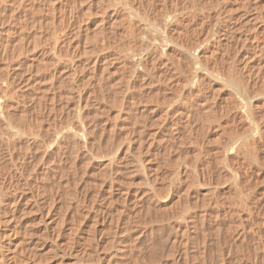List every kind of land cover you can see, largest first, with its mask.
Listing matches in <instances>:
<instances>
[{
	"label": "rangeland",
	"instance_id": "obj_1",
	"mask_svg": "<svg viewBox=\"0 0 264 264\" xmlns=\"http://www.w3.org/2000/svg\"><path fill=\"white\" fill-rule=\"evenodd\" d=\"M107 1L108 0H0V82H2L0 83V86L2 84V90L0 88V99L2 102L0 101V103L3 104L6 102L4 104L5 114H9L10 117H8H12L11 119H14H10L11 123L13 121L16 123L15 124L13 122L14 126H19L18 131L16 130V127L0 124V182H3V184L8 183L5 184L8 186L13 184L12 186H14L15 189L17 186L19 187L21 185H25L23 188L19 187L24 191L17 187L22 193H20L18 189L15 190L14 188H11L10 190V187L12 186L8 187L9 194L11 193L12 197L13 190L14 192L16 191L20 193H15L18 197L13 193V198H18L15 200L16 203L19 202L20 204L18 203L16 205L15 201L13 200L10 202L12 203L11 206L9 205L10 203L5 205L7 208L0 204V209L3 207L0 210V222H2V224H0V229L4 228L5 232L7 233L10 232V228L16 225V227L19 229L22 228L26 231H33V233L29 231V235L33 236L35 239L29 236L31 240L30 241L27 237L28 231L26 232L24 230L25 232L23 233L22 229H20L21 231L19 230L22 235L26 233L23 235V239L25 238L24 236L27 235V241L29 240V242L25 241L26 244L23 243V245L27 246L30 244V246H27L29 249L27 247V249H25V246L23 247V251L26 250L24 253H27V255L24 254L25 257L23 258L25 260L24 262L21 261L20 264H28V262L29 264H56L58 261H60L59 264L72 263L71 261L76 260L74 259L75 256H73L75 254V251L73 250L72 252L69 251V253H71V255L69 254L70 256L66 254L64 256V254H60L59 251L57 252L58 254L54 251L48 253V249L49 247L52 249L54 241H59V243H61L64 240L67 242L66 235L68 236L69 240H71L70 238L72 234V239H74L73 241L76 242L71 240L69 243L67 242V245L71 242L74 244L82 243V248H86L88 252L91 253L93 250H95L94 252L98 253L102 257V264H106V261H108L107 264H144L145 261V264H264V187L262 186L264 185V63L262 62L264 61V58L263 56L261 57V52L262 55H264V19H262L264 18V0H190V2L189 0H173L177 2L181 1L179 4L181 6L183 5L182 7L187 6L188 8L187 4H189V8L193 6L189 10L195 9L193 13H184V16L182 14L183 17L180 15V23L175 24L171 26L170 29H168L169 36H172V38L175 36L173 39L178 37L176 39L179 41L185 40L184 42H189L190 39H192V37L198 33L199 35L197 34V36H200V38L202 37V39L206 41L205 42L201 39L200 42L202 45H205L207 42L208 44L211 42L210 50L207 51L204 55L205 57L203 56L201 59L202 66H209H205L207 69L213 70L215 67V69L221 68L223 70L236 73L237 76L242 78L244 81L248 77L251 78H248L245 82L247 85L249 84V87H246L253 96L251 98L254 104V106H252V116H254L255 119H253L254 117H243L239 119L237 118V115L234 116L231 110L228 109L230 108L229 102L227 103L229 96L226 95V97L224 94L225 90L219 89V86L217 87L215 84H212V82H206L201 88L202 91H197V95L195 92L190 94L187 91H183L184 72L182 71H185L186 68L183 67L186 66L184 63H182V60L177 53H173L172 55H168L163 58L159 57L157 53L153 52L151 54L153 57L150 56L149 58V60L151 59L150 62L152 64L148 60V69L146 71L148 74L144 73V76L142 74L143 77L139 74L138 78L136 79V76L133 74L131 75L130 72L127 71L125 68V63L121 62L116 54L120 52L124 46L128 45V43L134 46L136 45L137 47L140 46L139 44L143 39L150 40V37H152L149 36L150 34L153 35V38L155 37V40L157 41L163 40L161 36L164 37V35L163 32L160 31L161 29L158 26V21L159 18H161L164 14V7L169 5L170 1L166 0L168 4H165L163 7L160 3L164 1L162 3L164 5V3H166L165 0H129L134 9L137 7L139 9L146 8L148 12H151L150 16L153 20L156 19L154 24L158 26L157 27L155 25V27H153L156 29V32L155 29L153 30L150 25H148L149 22L142 21L137 18L130 19L128 10L123 6V0ZM198 3L204 4L200 5ZM216 3L217 5H215ZM201 11L202 14L200 13ZM254 15L256 17L258 15L259 16L256 18ZM185 16L187 17L185 18ZM252 16H254L256 19L251 18ZM208 18L209 20H207ZM117 19H120V22ZM228 19L230 21H228ZM187 24H189V26ZM131 25L133 27H131ZM142 25L145 27H142ZM195 25L197 26L195 27ZM200 25L202 26L200 27ZM226 28L228 32L226 31ZM210 29L213 31L211 30V32ZM239 29H241V32ZM129 30L133 35L130 34ZM151 30H153L155 33L158 32V34L155 35L153 34L154 32L149 34ZM146 31H149L148 36ZM225 31L226 34L224 33ZM254 31L255 33H253ZM250 33L253 34L251 35ZM203 34L208 37L204 39L202 36ZM254 34H256L257 37ZM211 35H213V38ZM224 35L225 37H223ZM253 37L254 39H252ZM211 38L213 40H211ZM215 38L221 42H216L214 40ZM240 38L243 39V41ZM257 38L259 39L257 41H259V44L261 47H263V51L261 48L260 51L258 50L260 53H258L257 50L254 51L252 48L254 47L253 45H255L254 49H258L260 47L257 41L256 43L254 42ZM152 40L154 39H151V41ZM242 42L244 43L243 45ZM213 44H220L221 48L217 45L215 47ZM256 44H258V48ZM118 47H121V49H118ZM211 49H213V53L211 52ZM216 49L220 52L217 53ZM222 51H225L226 53H223ZM136 52L137 54H142L145 51L141 48ZM254 53H257L258 56ZM172 57L175 58L173 59ZM221 59H223L222 62ZM229 60H231V63ZM229 66L230 68H228ZM128 74L130 76L127 78ZM158 78H160L162 82ZM150 81L153 82L151 83ZM125 85L126 87H123ZM3 89L4 92L2 93ZM214 89H219L220 91L218 90L217 92V90L214 91ZM206 90H208L209 93ZM174 96L176 98H174ZM186 96H189L188 99ZM215 96L216 98H214L213 101L212 98ZM184 98H186V100ZM3 100L6 101L3 102ZM218 108L221 109V112ZM224 110H228L226 114H224ZM257 113L260 114L258 115ZM186 114H188V116ZM258 116H260V118ZM219 117H222V119ZM216 118L218 120H215ZM254 120L256 121V124ZM216 123L219 125L217 126ZM238 125H241V127ZM251 125L257 129V132L254 130L248 136L247 144L245 145L246 148L244 146L240 149L233 148V150H231L234 154L232 152H230V154H226L221 147L222 143L225 141L230 142L231 139L233 140L234 138H238L239 134H243L245 131H248V128ZM83 126L87 129L85 130L83 139L79 140L73 134L77 131L78 133L82 132L81 134H83L84 131H82V129H85ZM237 129L240 133L237 131ZM237 132L239 133L238 135ZM259 132L261 133L258 135ZM48 135H50V137ZM44 136L45 138L47 137V140L49 138L50 140L47 142ZM57 137L59 138L57 139ZM60 137L61 140L63 139L62 141L60 140ZM222 138L224 140H222ZM51 139L53 141H51ZM42 140H46V142L43 143ZM252 143L255 145H252ZM2 148L4 150L6 148L7 149L4 151ZM34 148H36V150ZM235 149L239 150L236 151ZM243 151L246 153H241ZM250 151H252V153ZM258 151L259 153L257 154ZM249 152L252 154V156L249 154ZM256 154L258 156H256ZM26 161L27 163H25ZM2 170L5 172H2ZM12 170L16 172L14 173ZM9 173H14V175ZM248 174L249 176L251 175L250 178ZM15 175L16 179H14ZM12 178L15 181L11 180ZM17 179L18 181H16ZM9 181H12V183H9ZM19 181L20 183L22 182L21 185H19ZM17 182L18 184L16 185ZM250 182H253V184H250ZM192 183H194V185ZM36 185L37 187H35ZM253 185H255V188H253ZM111 186L113 188H111ZM34 189L36 190L35 194ZM31 190L34 191L31 192ZM39 192L41 194H39ZM37 193L39 194V197ZM29 195H31V197ZM57 198L59 199L57 200ZM236 201L237 204L235 203ZM26 202L27 205L24 204ZM13 203H15V205ZM13 205L14 208H11ZM29 205L31 206L29 207ZM40 207L43 208L41 209ZM168 207L171 208V211H169ZM30 209L32 211H30ZM26 210H29L30 212H26ZM61 210L63 212H61ZM174 210L176 212L178 210V212L176 213ZM232 210H234V212ZM138 211L140 213H138ZM230 211L232 212L229 213ZM8 213H14L16 216H13V214L9 217ZM61 213L65 219L61 218ZM83 213H86L87 216L85 214V216H83ZM174 214L177 215L175 216ZM246 214L248 215V218ZM3 216L6 218H11V220H9L11 221V224L7 219L2 218ZM12 216L13 220H18L17 222L19 224H16L14 222L15 220H12ZM110 216H114V219L112 218V222L110 220ZM66 217L68 218L67 222ZM137 218L145 224H143ZM2 219H4V221H1ZM106 219H109L110 221H107ZM60 221L62 223H59L57 226L58 222ZM115 222L118 224H114ZM138 222L140 223L137 224ZM74 223L76 225L79 224L77 226L78 231L72 230L74 228L71 227V225L76 227ZM109 223L112 226H109ZM20 224L22 226H20ZM26 224L28 225L26 226ZM113 225L115 228H113ZM161 227L163 228L161 229ZM87 228L91 231H88ZM52 229L54 230L52 231ZM150 229H153V232ZM106 231L108 236L105 234ZM55 232L58 234H55ZM38 233L40 234L37 235ZM92 234H94V237L91 236ZM112 234L113 236H110ZM167 234L169 236H167ZM39 236L40 238H38ZM81 236H83L82 238L86 237L87 241H89L88 238L90 237H93L94 239L91 240L90 238L89 242L91 244L89 242L88 244L86 239H84V241L83 239H80ZM253 238H255V242L253 241ZM36 239L37 241H35V244L33 243V240ZM160 239L163 240L161 241ZM128 240L131 242V244ZM79 241L81 242L79 243ZM108 241L111 242L107 243ZM63 242L61 243V246ZM181 242H183V245ZM92 243L93 245H96L94 249L93 247L91 249V246H93ZM33 244L35 245L32 246ZM83 244H86V247ZM105 244L106 246H103ZM107 244L110 246H107ZM87 245L91 246L88 247ZM159 245L162 247H159ZM9 247L13 248L12 245H9ZM137 247L140 248L138 249ZM53 248H55V246ZM153 251L156 253L155 255H153ZM42 252L45 254H42ZM52 253H55L57 256L55 254L53 255ZM48 254H52V257H49ZM44 255H47L48 257H44ZM59 257L61 260H58ZM136 257L138 260L141 259V257L143 259L138 261ZM153 257H155L156 260ZM28 259L31 260L29 261ZM39 259L41 260L40 262ZM117 260L120 262L118 263ZM74 262L73 264L77 263Z\"/></svg>",
	"mask_w": 264,
	"mask_h": 264
},
{
	"label": "bare ground",
	"instance_id": "obj_2",
	"mask_svg": "<svg viewBox=\"0 0 264 264\" xmlns=\"http://www.w3.org/2000/svg\"><path fill=\"white\" fill-rule=\"evenodd\" d=\"M74 1V0H73ZM77 1V0H76ZM109 1V0H108ZM107 1V2H108ZM112 1V0H111ZM119 1V0H118ZM170 1V3H169V5H166L165 6V4H168V2H166V0H165V2L166 3H164V5L162 4L163 2H161L160 4L164 7V9H165V11H164V9H163V15H162V17L161 18H159V28L161 29L160 31L161 32H163V35H164V37L163 36H161L162 38H163V40H161V41H157V40H155V37L153 38V35H151L150 33H153L154 31V29L155 28H153V27H155V25L156 24H154L156 21V19L155 20H153L152 18H151V12H148V10H146V8L145 9H139L137 6V8L136 9H134V7H133V5L131 4V2H129V0H123L122 1V3H123V6L128 10V15H129V18L130 19H133V18H137V19H139V20H142V21H146V22H149V24L148 25H150V27L153 29V30H151V32H149V34H148V32H147V36L149 35V36H152V37H150V40L149 39H147V40H145V39H143L142 40V42L139 44L140 46H134V45H132V44H130V43H128V45H126V43H125V45L126 46H124L123 48H122V50L120 51V52H118L116 55L118 56V58H119V60L121 61V62H123V63H125V65H126V69H127V71L128 72H130V74L132 75H134V76H136V79L138 78V75L140 74V76H142V74H143V76H144V73H147L146 71H147V67H148V60H149V58H150V56H151V54L154 52V53H157V55L159 56V57H166V56H170V55H172L173 53H177L179 56H180V58H181V60H182V63H184V65L186 66V67H183V68H186L185 69V71L183 70L182 72H184V74H183V76H184V78H183V76H182V73H181V76H182V78H183V91H187L188 93H194L195 92V94L197 93V91L198 90H201V88L205 85V83L206 82H212V84H215L217 87L219 86V89H221V90H225V92H224V94H225V96L227 95V96H229V100H227V103L229 102V106H230V108H228V109H230L231 110V112H232V114L235 116V115H237V118H239V119H241V118H243V117H245V118H253L254 116H252V106H254V104H253V102H252V100H251V98L253 97L252 96V94L250 93V91H249V89L246 87V86H248L247 84H246V80L249 78L248 76V78L247 79H245V81L242 79V78H240V77H238L237 76V74L236 73H233V72H229V71H227V70H223V69H221V68H217V69H213V70H210V69H207L206 67H209L208 65L205 67V66H202V63H201V59H202V57L205 55V53L207 52V51H209L210 50V48H211V42L208 44V42L207 43H205V45H202V43L200 42V40L202 39V37L200 38V36H197V34L195 35V36H193L192 37V39H190V41L189 42H184V41H182V40H180V41H182V42H180L178 39H176V38H178V37H176L175 39H173L172 38V36L170 37L169 36V34H168V29H170L171 28V26H173V25H175V24H178V23H180V17L182 16V14H183V16H184V13H188V12H190V13H193V11H194V9L193 10H189L191 7H193V6H191L190 8H189V4H187L188 5V8H187V6H185V7H182L180 4H179V2H181V1H179V2H177V1H171V0H169ZM185 1V0H184ZM198 1V0H197ZM202 1H204V0H202ZM217 1V0H216ZM256 1V0H255ZM133 2V1H132ZM147 2V1H146ZM153 2V1H152ZM157 2V1H156ZM189 2H190V0H189ZM194 2V1H193ZM205 2H209V1H205ZM212 2V1H211ZM210 2V3H211ZM214 2V1H213ZM242 2V1H241ZM244 2V1H243ZM254 2V1H253ZM106 3V2H105ZM110 3V2H109ZM108 3V4H109ZM116 3V2H115ZM142 3V2H141ZM140 3V4H141ZM155 3V2H154ZM159 3V2H158ZM184 3V2H183ZM186 3V2H185ZM188 3V2H187ZM192 3V2H191ZM197 3V2H196ZM209 3V4H210ZM215 3V2H214ZM218 3H219V1H218ZM139 4V5H140ZM146 4V3H145ZM198 4H200V3H198ZM204 4V3H203ZM203 4H200V5H203ZM107 5V4H106ZM180 5V6H179ZM193 5H194V3H193ZM211 5V4H210ZM215 5H217V3L215 4ZM215 5H213V6H215ZM108 6V5H107ZM120 6V5H119ZM156 6V5H155ZM209 6V5H208ZM241 6V5H240ZM255 6H256V4H255ZM147 7V6H146ZM199 7V6H198ZM197 7V8H198ZM200 7H202V6H200ZM216 7V6H215ZM237 7V6H236ZM115 8V7H114ZM117 8H119V7H117ZM148 8H150V7H148ZM160 8V7H159ZM162 8V7H161ZM205 8H206V6H205ZM209 8H210V6H209ZM217 8H218V6H217ZM112 9V8H111ZM199 9V8H198ZM197 9V10H198ZM203 9H204V7H203ZM213 9V8H212ZM241 9V8H240ZM127 10H124V11H127ZM151 10V9H150ZM153 10V9H152ZM202 10V9H201ZM220 10H222V9H220ZM223 10H224V8H223ZM108 11V10H107ZM155 11V10H154ZM113 12V11H112ZM114 12H116V11H114ZM197 12V11H196ZM204 12V11H203ZM209 12V11H208ZM261 12V11H260ZM156 13V12H155ZM189 13V14H190ZM201 14H202V11L200 12ZM116 14V13H115ZM114 14V15H115ZM127 14V13H126ZM162 14V13H161ZM189 14H187V15H189ZM199 14V13H198ZM215 14V13H214ZM230 14V13H229ZM229 14H228V16H229ZM261 14V13H260ZM259 14V15H260ZM158 15V14H157ZM181 15V16H180ZM191 15V14H190ZM193 15V14H192ZM197 15V14H196ZM223 15V14H222ZM232 15V14H231ZM256 15V14H255ZM254 15V16H255ZM258 15V16H259ZM154 16V15H153ZM182 16V17H183ZM202 16V15H201ZM212 16V15H211ZM210 16V17H211ZM220 16V15H219ZM254 16H252L251 18H253V19H256V18H254ZM114 17V16H113ZM124 17V16H123ZM155 17V16H154ZM187 16H185V18H186ZM204 17V16H203ZM208 17V16H207ZM230 17V16H229ZM126 18V17H125ZM151 18V19H150ZM188 18H189V16H188ZM202 18V17H201ZM205 18V17H204ZM212 18V17H211ZM210 18V19H211ZM216 18V17H215ZM225 18V17H224ZM223 18V19H224ZM261 18V17H260ZM130 19H129V22H130ZM180 19V20H179ZM221 19V18H220ZM230 19V18H229ZM228 19V21H230ZM249 19V18H248ZM262 19H264V18H262ZM118 20V19H117ZM120 20V19H119ZM118 20V21H119ZM158 20V19H157ZM192 20V19H191ZM207 20H209V18L207 19ZM218 20V19H217ZM216 20V21H217ZM260 20V19H259ZM101 21V20H100ZM127 21V20H126ZM155 21V22H154ZM215 21V20H214ZM249 21V20H248ZM258 21V20H257ZM120 22V21H119ZM208 22V21H207ZM220 22H221V20H220ZM254 22H255V20H254ZM73 23V22H72ZM115 23V22H114ZM113 23V24H114ZM117 23V22H116ZM182 23V22H181ZM184 23V22H183ZM192 23V22H191ZM194 23V22H193ZM201 23V22H200ZM209 23V22H208ZM137 24V23H136ZM206 24V23H205ZM211 24H212V22H211ZM215 24V23H214ZM116 25V24H115ZM188 26H189V24H187ZM222 25V24H221ZM254 25V24H253ZM114 26V25H113ZM126 26H128V25H126ZM130 26V25H129ZM139 26V25H138ZM137 26V27H138ZM157 26V25H156ZM157 26V27H158ZM183 26V25H182ZM187 26V27H188ZM197 25H195V27H196ZM199 26V25H198ZM202 25H200V27H201ZM206 26V25H205ZM228 26V25H227ZM264 26V25H263ZM71 27V26H70ZM117 27V26H116ZM131 27H133L132 25H131ZM140 27H141V25H140ZM142 27H145V26H143L142 25ZM180 27V26H179ZM184 27H185V25H184ZM186 27V28H187ZM220 27V26H219ZM218 27V28H219ZM254 27V26H253ZM135 28V27H134ZM149 28V27H148ZM147 28V29H148ZM191 28V27H190ZM189 28V29H190ZM193 28V27H192ZM205 28V27H204ZM210 28V27H209ZM221 28V27H220ZM255 28V27H254ZM70 29V28H69ZM125 29V28H124ZM143 29H145V28H143ZM201 29V28H200ZM208 29V28H207ZM223 29V28H222ZM225 29V28H224ZM74 30V29H73ZM128 30V29H127ZM131 30H132V28H131ZM136 30V29H135ZM140 30V29H139ZM146 30V29H145ZM176 30V29H175ZM184 30V29H183ZM209 30V29H208ZM212 29H210V31H211ZM230 30V29H229ZM237 30V29H236ZM241 29H239V31H240ZM115 31V30H114ZM126 31V30H125ZM174 31V30H173ZM172 31V32H173ZM182 31V30H181ZM210 31H208V32H210ZM213 31V30H212ZM211 31V32H212ZM215 31V30H214ZM220 31V30H219ZM226 31H227V28H226ZM226 31L224 32L225 34H226ZM232 31V30H231ZM238 31V30H237ZM251 31H253V30H251ZM129 32H130V30H129ZM128 32V33H129ZM146 32H144V33H146ZM155 32H156V29H155ZM153 33V34H158V32L157 33ZM160 32V33H161ZM180 32V31H179ZM183 32V31H182ZM191 33H193L192 31H190ZM190 32H189V35H190ZM210 32V33H211ZM216 32H217V30H216ZM228 32V31H227ZM241 32V31H240ZM243 32H244V30H243ZM250 32V31H249ZM257 32V31H256ZM77 33H78V31H77ZM127 33V34H128ZM181 33V32H180ZM188 33V32H187ZM196 33V32H195ZM224 33H222V34H224ZM233 33V32H232ZM247 33V32H246ZM253 33H255V31L253 32ZM253 33H250L251 35L253 34ZM125 34V33H124ZM130 34H132L131 32H130ZM129 34V35H130ZM135 34H136V32H135ZM139 34V33H138ZM137 34V35H138ZM142 34V33H141ZM140 34V35H141ZM183 34V33H182ZM206 34V33H205ZM209 34V33H208ZM216 34V33H215ZM239 34V33H238ZM245 34V33H244ZM243 34V35H244ZM247 34H249V33H247ZM259 34V33H258ZM133 35V34H132ZM143 35V34H142ZM161 35V34H160ZM199 35V34H198ZM230 35H231V33H230ZM254 35H256V34H254ZM253 35V36H254ZM147 36H146V38H147ZM182 36V35H181ZM180 36V37H181ZM203 36V38L204 39H206V37H208V36H206V35H202ZM205 36V37H204ZM213 35H211V37H212ZM219 36V35H218ZM160 37V38H161ZM179 37V38H180ZM216 37V36H215ZM220 37V36H219ZM218 37V39L220 40V38ZM222 37V36H221ZM223 37H225V35L223 36ZM232 37V36H231ZM240 37V36H239ZM243 37V36H242ZM251 37V36H250ZM256 37H257V35H256ZM134 38V37H133ZM149 38V37H148ZM156 38H157V36H156ZM183 38V37H182ZM188 38V37H187ZM213 38V37H212ZM211 38V40H213ZM228 38V37H227ZM151 39H154V40H152L151 41ZM184 39H185V35H184ZM218 39L216 40V38L214 39L216 42L218 41ZM229 39H230V37H229ZM236 39V38H235ZM241 39V38H240ZM247 39H248V35H247ZM252 39H254V37L252 38ZM160 40V39H159ZM203 40V39H202ZM242 41H243V39H241ZM246 40V39H245ZM249 40H250V38H249ZM257 40H259L258 38L257 39H255V43H256V41ZM188 41V40H187ZM203 41H205V40H203ZM225 41V40H224ZM252 41V40H251ZM250 41V42H251ZM55 42V41H54ZM60 42V41H59ZM131 42H133V41H131ZM206 42V41H205ZM219 43L221 42V41H218ZM232 42V41H231ZM258 42V44H259V41H257ZM262 42V41H261ZM260 42V43H261ZM116 43H118V42H116ZM225 43H227V42H225ZM229 43V42H228ZM237 43V42H236ZM55 44V43H54ZM122 44V43H121ZM120 44V45H121ZM230 44V43H229ZM240 44V43H239ZM244 43L242 42V45H243ZM258 44H256V46H257V48H258ZM215 47H216V45L215 44H213ZM235 45V44H234ZM251 45H252V43H251ZM260 45V44H259ZM113 46V45H112ZM217 46H220V44L219 45H217ZM227 46V45H226ZM254 47H255V45H253ZM263 46V45H262ZM104 47V46H103ZM213 47V46H212ZM229 47H230V45H229ZM232 47H233V45H232ZM248 47H250V46H248ZM254 47H252L253 48V50L255 51V50H257V52L258 53H260L259 51H260V48H261V50H262V48L263 47H261V45H260V47L258 48V49H254ZM43 48V47H42ZM117 48V47H116ZM121 49V47H118V49ZM142 48V50H144L145 52L144 53H142V54H137V50L138 49H141ZM220 48H221V46H220ZM223 48V47H222ZM57 49V48H56ZM59 49V48H58ZM115 49V48H114ZM215 49V48H214ZM212 51V53H213V49H211ZM219 50V49H218ZM222 50V49H221ZM259 50V51H258ZM118 51V50H117ZM215 51V50H214ZM263 51V50H262ZM136 52V53H135ZM138 52H140V51H138ZM216 52L218 53V52H220V51H217V49H216ZM215 52V53H216ZM223 52V51H222ZM222 52H221V54H222ZM225 52V51H224ZM223 52V53H224ZM252 52V51H251ZM226 53V52H225ZM210 54V53H209ZM255 55L257 54V53H254ZM58 55V54H57ZM112 55H113V53H112ZM115 55V54H114ZM175 55V54H174ZM212 55V54H211ZM223 55V54H222ZM260 55V54H259ZM103 56V55H102ZM105 56V55H104ZM257 56H258V54H257ZM263 56V58H264V55H262V52H261V57ZM114 57H116V56H114ZM151 57H153V56H151ZM155 57H156V55H155ZM205 57V56H204ZM207 57V56H206ZM209 57V56H208ZM223 57V56H222ZM221 57V58H222ZM117 58V57H116ZM173 58V57H172ZM175 58V57H174ZM173 58V59H174ZM178 58V57H177ZM218 58V57H217ZM220 58V57H219ZM104 59V58H103ZM206 59V58H205ZM214 59V58H213ZM230 59V58H229ZM262 59V58H261ZM105 60V59H104ZM115 60V59H114ZM151 60V59H150ZM150 60H149V62H150ZM168 60H170V59H168ZM209 60V59H208ZM208 60H206V61H208ZM216 60V59H215ZM222 60L223 59H221V62H222ZM227 60V59H226ZM226 60H224V61H226ZM232 60V59H231ZM231 60H229L230 61V63H231ZM263 60V59H262ZM214 61V60H213ZM261 61V60H260ZM177 62H179V61H177ZM227 62V61H226ZM257 62V61H256ZM263 63H264V61H262ZM151 63V62H150ZM161 63H163V62H161ZM165 63V62H164ZM173 63V62H172ZM215 63V62H214ZM213 63V64H214ZM152 64V63H151ZM158 64V63H157ZM170 64H171V62H170ZM177 64V63H176ZM228 64V63H227ZM106 65V64H105ZM172 65V64H171ZM175 65V64H174ZM178 65H179V63H178ZM181 65V64H180ZM217 65H220V64H217ZM234 65V64H233ZM232 65V66H233ZM243 65V64H242ZM262 65V64H261ZM264 65V64H263ZM152 66V65H151ZM155 66H156V64H155ZM226 66V65H225ZM235 66H236V64H235ZM106 67V66H105ZM180 67V66H179ZM178 67V68H179ZM182 67H181V69H182ZM242 67V66H241ZM248 67V66H247ZM263 67V66H262ZM261 67V68H262ZM103 68V67H102ZM150 68H152V67H150ZM168 68V67H167ZM228 68H230V66L228 67ZM228 68H226V69H228ZM237 68H239V67H237ZM243 68V67H242ZM241 68V69H242ZM245 68V67H244ZM124 69V68H123ZM125 69V70H126ZM153 69V68H152ZM173 69V68H172ZM176 69V68H175ZM180 69V70H181ZM225 69V68H224ZM235 69V68H234ZM237 70V69H236ZM150 71H151V69H150ZM227 71V72H226ZM240 71V70H239ZM236 72H238V71H236ZM254 72V71H253ZM178 73H180V72H178ZM249 73V72H248ZM148 74V73H147ZM150 74V73H149ZM153 74V73H152ZM177 74V73H176ZM243 74V73H242ZM264 74V73H263ZM163 75V74H162ZM175 75V74H174ZM173 75V76H174ZM241 75V74H240ZM245 75V74H244ZM248 75V74H247ZM250 75V74H249ZM252 75H253V73H252ZM127 76V75H126ZM130 75L128 74V76H127V78L129 77ZM142 76V77H143ZM251 76V75H250ZM150 77V76H149ZM162 77V76H161ZM178 77H179V75H178ZM6 78V77H5ZM141 78V77H140ZM147 78V77H146ZM166 78V77H165ZM254 78V77H253ZM252 78V79H253ZM149 79V78H148ZM159 80H160V78H158ZM157 79V80H158ZM163 79V78H162ZM167 79H169V78H167ZM249 79H251V78H249ZM1 80V79H0ZM124 80H126V79H124ZM129 80V79H128ZM141 80V79H140ZM182 80V79H181ZM141 81H143V80H141ZM161 81V80H160ZM261 81V80H260ZM6 82V81H5ZM144 82V81H143ZM151 83L153 82V81H150ZM162 82V81H161ZM166 82V81H165ZM176 82L178 83V81L176 80ZM0 83H2V82H0ZM135 83V82H134ZM133 83V84H134ZM138 83H140V82H138ZM156 83V82H155ZM160 83V82H159ZM175 83V82H174ZM254 83V82H253ZM13 84V83H12ZM125 84V83H124ZM136 84V83H135ZM164 84V83H163ZM171 84V83H170ZM173 84V83H172ZM181 84H182V81H181ZM264 84V83H263ZM4 85V84H3ZM151 85V84H150ZM255 85V84H254ZM1 86H2V84H1ZM0 86V88H1V90H2V87ZM16 86V85H15ZM129 86H131V85H129ZM136 86V85H135ZM156 86H157V84H156ZM159 86V85H158ZM160 86H162V85H160ZM167 86V85H166ZM178 86V85H177ZM264 86V85H263ZM123 87H126V85L125 86H123ZM179 87H180V85H179ZM207 87V86H206ZM212 87V86H211ZM216 87V88H217ZM249 87V86H248ZM256 87V86H255ZM8 88V87H7ZM15 88V87H14ZM151 88V87H150ZM156 88V87H155ZM160 88V87H159ZM162 88V87H161ZM168 88V87H167ZM174 88V87H173ZM176 88V87H175ZM181 88V87H180ZM213 88V87H212ZM251 88V87H250ZM260 88V87H259ZM263 88V87H262ZM261 88V89H262ZM5 89V88H4ZM4 89H3V91H2V93L4 92ZM121 89V88H120ZM130 89V88H129ZM207 89V88H206ZM218 89V90H219ZM252 89V88H251ZM257 89V88H256ZM0 90V91H1ZM8 90V89H7ZM174 90V89H173ZM181 90V89H180ZM205 90V89H204ZM209 90V89H208ZM208 90H206V91H208ZM217 90V89H216ZM215 89H214V91H216ZM218 90H217V92H218ZM11 91H12V89H11ZM164 91V90H163ZM168 91V90H167ZM176 91H177V89H176ZM202 91V90H201ZM213 91V92H214ZM220 91V90H219ZM8 92V91H7ZM14 92V91H13ZM161 92V91H160ZM170 92V91H169ZM168 92V93H169ZM178 92H179V90H178ZM262 92V91H261ZM6 93V92H5ZM208 93H209V91H208ZM253 93H254V91H253ZM264 93V92H263ZM123 94V93H122ZM179 94V93H178ZM187 94V93H186ZM202 94V93H201ZM212 94V93H211ZM20 95V94H19ZM131 95V94H130ZM192 95H194V94H192ZM197 95V94H196ZM203 95H204V93H203ZM216 95V94H215ZM0 96H1V94H0ZM7 96V95H6ZM5 96V97H6ZM9 96V95H8ZM123 96V95H122ZM126 96V95H125ZM172 96V95H171ZM175 96H177V95H175ZM174 96V98H176ZM199 96V95H198ZM214 96V95H213ZM226 96V97H227ZM189 97V96H188ZM188 97L186 96V98L188 99ZM207 97H208V95H207ZM219 97V96H218ZM165 98V97H164ZM172 98H173V96H172ZM186 98H184L185 100H186ZM204 98V97H203ZM214 98H216V96L215 97H213L212 98V100L214 99ZM6 99V98H5ZM183 99V98H182ZM190 99V98H189ZM192 99V98H191ZM194 99V98H193ZM211 99V98H210ZM222 99V98H221ZM128 100V99H127ZM206 100H207V98H206ZM225 100V99H224ZM262 100V99H261ZM0 101L2 102V100L0 99ZM6 101V100H5ZM4 100H3V102H5ZM211 101V100H210ZM214 101V100H213ZM223 101V100H222ZM221 101V102H222ZM226 101V100H225ZM180 102V101H179ZM6 103V102H5ZM5 103H0V124H5V126L6 125H9V126H13V127H16V130H18L19 131V126L17 125V126H14L13 124L15 123L14 121V123L12 122L11 123V120H14V119H11V118H9L10 117V115L8 114H5V108H4V104ZM188 103V102H187ZM201 103H203V102H201ZM263 103V102H262ZM176 104V103H175ZM198 104H200V103H198ZM210 104V103H209ZM208 104V105H209ZM10 105V104H9ZM38 105V104H37ZM177 105V104H176ZM205 105H206V103H205ZM211 105V104H210ZM261 105V104H260ZM203 106V105H202ZM220 106V105H219ZM228 106V107H229ZM80 107V106H79ZM189 107V106H188ZM216 107V106H215ZM222 107V106H221ZM209 108H210V106H209ZM203 109H204V107H203ZM219 109V108H218ZM227 109V108H226ZM14 110V109H13ZM206 110V109H205ZM213 110V109H212ZM215 110V109H214ZM220 110V112H221V109H219ZM256 110V109H255ZM9 111V110H8ZM11 111V110H10ZM83 111V110H82ZM200 111V110H199ZM204 111V110H203ZM218 111V110H217ZM225 112H224V114H226V112L228 111H226V110H224ZM262 112V111H261ZM13 113V112H12ZM11 113V114H12ZM190 113V112H189ZM215 114V113H214ZM213 114V115H214ZM228 114V113H227ZM258 114V113H257ZM260 114V113H259ZM258 114V115H259ZM13 115V114H12ZM82 115V114H81ZM85 115V114H84ZM187 116H188V114H186ZM219 115V114H218ZM223 115V114H222ZM230 115V114H229ZM256 115V114H255ZM263 115V114H262ZM261 115V116H262ZM9 116V117H8ZM80 116V115H79ZM83 116V115H82ZM224 116V115H223ZM222 116V117H223ZM232 116V115H231ZM239 116V117H238ZM190 117V116H189ZM213 117H215V116H213ZM222 117H219V118H221L222 119ZM233 117V116H232ZM259 118H260V116H258ZM236 118V119H237ZM258 118V119H259ZM11 119V120H10ZM76 119V118H75ZM85 119V118H84ZM209 119V118H208ZM230 119H232V118H230ZM253 119H255V117L253 118ZM212 120H213V118H212ZM215 120H218L217 118L215 119ZM246 120V119H245ZM257 120V119H256ZM19 121V120H18ZM76 121V120H75ZM81 121V120H80ZM187 121V120H186ZM242 121V120H241ZM255 121V120H254ZM208 122V121H207ZM233 122H234V120H233ZM245 122V121H244ZM248 122V121H247ZM18 123H20V122H18ZM174 123V122H173ZM218 123V122H217ZM216 123V124H217ZM229 123V122H228ZM231 123V122H230ZM237 123V122H236ZM258 123V122H257ZM16 124V123H15ZM68 124V123H67ZM204 124V123H203ZM219 124H220V122H219ZM219 124H217V126L219 125ZM241 124V123H240ZM243 124V123H242ZM247 124V123H246ZM248 124H249V122H248ZM255 124H256V121H255ZM254 124V125H255ZM22 125V124H21ZM24 125V124H23ZM233 125V124H232ZM52 126V125H51ZM67 126H69V125H67ZM85 126V125H84ZM83 126V127H84ZM171 126V125H170ZM239 126V125H238ZM1 127V126H0ZM23 127V126H22ZM63 127V126H62ZM76 127V126H75ZM78 127V126H77ZM239 127H241V125L239 126ZM238 127V128H239ZM255 127H256V125H255ZM255 127H253V125H251V126H249V128H248V131H245V133H243V132H241V133H243V134H239L240 132L238 131V129H237V131L239 132H237V135L239 134V137L238 138H234L233 140L231 139H228V138H230V137H228V138H226V139H228V140H230V142L229 141H223L224 143H222V145H221V147H222V149L224 150V152L226 153V154H230V152H232V150H233V148H243V146L245 147V145L247 144V139H248V136L251 134V132L252 131H254V130H256V132H257V129H255ZM6 128V127H5ZM4 128V129H5ZM53 128V127H52ZM79 128V127H78ZM85 128V127H84ZM216 128V127H215ZM247 128H245V129H247ZM262 128V127H261ZM21 129V128H20ZM50 129V128H49ZM57 129V128H56ZM70 129H72V128H70ZM87 128H85V129H82V131H84V133L83 134H81V133H78V131L77 132H74V134L73 135H75V137L77 138V139H83V135L85 134V130H86ZM224 129V128H223ZM242 129H243V127H242ZM22 130V129H21ZM60 130H62V129H60ZM76 130H78V129H76ZM222 130V129H221ZM240 130V129H239ZM3 131V130H2ZM5 131H7V130H5ZM89 131V130H88ZM209 131V130H208ZM227 131V130H226ZM258 131H260V130H258ZM13 132H15V131H13ZM26 132V131H25ZM222 132V131H221ZM224 132H225V130H224ZM264 132V131H263ZM6 133V132H5ZM31 133V132H30ZM37 133V132H36ZM223 133V132H222ZM230 133V132H229ZM228 133V134H229ZM233 133V132H232ZM232 133H231V136H232ZM261 132H259L258 133V135L260 134ZM11 134V133H10ZM9 134V135H10ZM32 134H33V132H32ZM40 134V133H39ZM45 134V133H44ZM56 134V133H55ZM227 134V133H226ZM235 134V133H234ZM3 135V134H2ZM58 135V134H57ZM56 135V136H57ZM68 135V134H67ZM262 135V134H261ZM16 136V135H15ZM41 136H43V135H41ZM49 137H50V135H48ZM54 136V135H53ZM55 136V137H56ZM62 136V135H61ZM230 136V135H229ZM234 136V135H233ZM253 136V135H252ZM7 137V136H6ZM22 137V136H21ZM54 137V138H55ZM65 137V136H64ZM67 137V136H66ZM74 137V136H73ZM217 137V136H216ZM235 137V136H234ZM44 138H45V136H44ZM47 138V137H46ZM45 138V139H46ZM59 137H57V139H58ZM63 138V137H62ZM68 138H70V137H68ZM86 138V137H85ZM252 138V137H251ZM254 138V137H253ZM43 139V138H42ZM73 139V138H72ZM218 139V138H217ZM216 139V140H217ZM261 139V138H260ZM259 139V140H260ZM264 139V138H263ZM7 140V139H6ZM47 140V139H46ZM46 140H42L43 141V143H45L46 142ZM48 140H50V138L48 139ZM48 140H47V142H48ZM60 140H61V137H60ZM63 140V139H62ZM61 140V141H62ZM76 140V139H75ZM88 140V139H87ZM222 140H224L223 138H222ZM221 140V141H222ZM251 140V139H250ZM249 140V141H250ZM256 140H258V139H256ZM255 140V141H256ZM39 141V140H38ZM51 141H53L52 139H51ZM218 141V140H217ZM216 141V142H217ZM252 141V140H251ZM254 141V142H255ZM7 142V141H6ZM14 142V141H13ZM57 142V141H56ZM253 142V141H252ZM64 143V142H63ZM76 143V142H75ZM78 143V142H77ZM82 143V142H81ZM256 143V142H255ZM17 144V143H16ZM79 144V143H78ZM217 144H218V142H217ZM217 144H215V145H217ZM221 144V143H220ZM219 144V145H220ZM6 145H8V144H6ZM24 145V144H23ZM84 145V144H83ZM218 145V146H219ZM252 145H255V144H253L252 143ZM13 146V145H12ZM45 146V145H44ZM62 146H65V145H62ZM61 146V147H62ZM249 146V145H248ZM258 146H261V145H258ZM21 147V146H20ZM60 147V148H61ZM252 147V146H251ZM264 147V146H263ZM16 148V147H15ZM42 148V147H41ZM58 148H59V146H58ZM220 148V147H219ZM246 148V147H245ZM244 148V149H245ZM253 148V147H252ZM261 148V147H260ZM3 149V148H2ZM7 149V148H6ZM5 149V150H6ZM17 149V148H16ZM35 150H36V148H34ZM50 149V148H49ZM54 149V148H53ZM69 149V148H68ZM232 149V150H231ZM239 149H237V150H239ZM4 150V149H3ZM4 150V151H5ZM12 150V149H11ZM231 150V151H230ZM236 150V149H235ZM236 150V151H237ZM250 150V149H249ZM252 150V149H251ZM1 151V150H0ZM7 151H9V150H7ZM62 151H63V149H62ZM68 151V150H67ZM67 151H65V152H67ZM216 151V150H215ZM221 151V150H220ZM244 151H246V150H244ZM244 151L243 152H241V153H244ZM254 151V150H253ZM256 151H257V149H256ZM11 152V151H10ZM247 152V151H246ZM245 152V153H246ZM251 153H252V151H250ZM249 152V154H251ZM5 153V152H4ZM12 153V152H11ZM10 153V154H11ZM24 153V152H23ZM82 153V152H81ZM233 153V152H232ZM231 153V154H232ZM240 153V154H241ZM244 153V154H245ZM259 153V151L257 152V154ZM54 154V153H53ZM218 154V153H217ZM234 154V153H233ZM238 154V153H237ZM255 154V153H254ZM256 154V156H258ZM264 154V153H263ZM12 155V154H11ZM23 155V154H22ZM1 156V155H0ZM8 156V155H7ZM60 156V155H59ZM222 156V155H221ZM220 156V157H221ZM236 156V155H235ZM240 156V155H239ZM247 156V155H246ZM251 156H252V154H251ZM254 156V155H253ZM264 156V155H263ZM262 156V157H263ZM14 157V156H13ZM62 157V156H61ZM1 158V157H0ZM222 158V157H221ZM253 158V157H252ZM255 158V157H254ZM264 158V157H263ZM262 158V159H263ZM207 159V158H206ZM232 159V158H231ZM230 159V160H231ZM239 159V158H238ZM247 159V158H246ZM260 159V158H259ZM29 160H30V158H29ZM28 160V161H29ZM139 160V159H138ZM227 160V159H226ZM235 160V159H234ZM256 160V159H255ZM257 160H258V158H257ZM264 160V159H263ZM51 161V160H50ZM140 161V160H139ZM217 161V160H216ZM221 161V160H220ZM232 161V160H231ZM238 161V160H237ZM259 161V160H258ZM260 161H261V159H260ZM24 162V161H23ZM236 162V161H235ZM255 162V161H254ZM253 162V163H254ZM11 163V162H10ZM25 163H27V161L25 162ZM141 163H143V162H141ZM207 163V162H206ZM225 163V162H224ZM251 163V162H250ZM260 163V162H259ZM221 164V163H220ZM252 164V163H251ZM21 165V164H20ZM30 165V164H29ZM230 165V164H229ZM240 165V164H239ZM245 165V164H244ZM27 166V165H26ZM33 166V165H32ZM35 166V165H34ZM251 166V165H250ZM12 167V166H11ZM17 167V166H16ZM20 167H22V166H20ZM233 167V166H232ZM4 168V167H3ZM193 168V167H192ZM204 168V167H203ZM19 169V168H18ZM23 169V168H22ZM188 169V168H187ZM201 169V168H200ZM234 169V168H233ZM1 170V169H0ZM13 170H14V167H13ZM12 170V171H13ZM20 170V169H19ZM30 170V169H29ZM185 170V169H184ZM198 170V169H197ZM242 170V169H241ZM8 171V170H7ZM36 171V170H35ZM250 171V170H249ZM2 172H5L4 170H2ZM14 172V171H13ZM16 172V171H15ZM14 172V173H15ZM188 172V171H187ZM255 172V171H254ZM14 173L12 174V173H9V174H12V175H14ZM193 173V172H192ZM231 173V172H230ZM1 174V173H0ZM4 174H6V173H4ZM111 174V173H110ZM186 174V173H185ZM255 174V173H254ZM8 175V174H7ZM17 175V174H16ZM16 175H15V177H14V179H16ZM44 175V174H43ZM184 175V174H183ZM3 176H5V175H3ZM9 176V175H8ZM7 176V177H8ZM19 176V175H18ZM24 176V175H23ZM37 176V175H36ZM194 176V175H193ZM196 176V175H195ZM228 176V175H227ZM248 176H249V174H248ZM251 176V175H250ZM250 176H249V178H250ZM11 177V176H10ZM9 177V178H10ZM21 177V176H20ZM29 177V176H28ZM167 177V176H166ZM150 178V177H149ZM155 178V177H154ZM13 178L11 179V180H14ZM179 179V178H178ZM8 180V179H7ZM6 180V181H7ZM27 180V179H26ZM112 180V179H111ZM163 180V179H162ZM167 180H168V178H167ZM177 180V179H176ZM194 180V179H193ZM252 180V179H251ZM3 181V180H2ZM5 181V182H6ZM15 181V180H14ZM16 181H18V179L16 180ZM145 181V180H144ZM184 181V180H183ZM242 181V180H241ZM253 181V180H252ZM256 181H258V180H256ZM262 181V180H261ZM260 181V182H261ZM8 182V181H7ZM12 183V181H9V183ZM25 182V181H24ZM32 182V181H31ZM153 182H154V179H153ZM156 182V181H155ZM181 182V181H180ZM185 182V181H184ZM263 182V181H262ZM0 183H2V184H0V204L2 205V206H4L5 208H7L5 205H7V204H9L12 200L13 201H15L16 199H18L17 197V195L15 194V193H19L20 192V190H22V188L25 186H22L21 185V183H20V181H19V185H21V186H19V187H22L20 190L16 187V189H18L19 190V192H14V190H13V192H12V195H13V197H14V194L17 196L15 199L11 196V193L9 194V189H8V187L9 186H12V185H5V184H8V183H5V184H3V182H0ZM48 183V182H47ZM114 183V182H113ZM171 183H173V182H171ZM253 184V182H250V184ZM255 183V182H254ZM18 184V182L16 183V185ZM25 184V183H24ZM154 184V183H153ZM152 184V185H153ZM168 184V183H167ZM193 185H194V183H192ZM191 184V185H192ZM249 184V185H250ZM15 185V186H16ZM29 185V184H28ZM111 185V184H110ZM124 185V184H123ZM7 186V187H6ZM157 186V185H156ZM173 186H174V184H173ZM190 186V185H189ZM251 186V185H250ZM254 186V187H253ZM252 187L253 188H255V185H253ZM263 187H264V185H262ZM35 187H37V185L35 186ZM152 187V186H151ZM181 187V186H180ZM185 187V186H184ZM241 187V186H240ZM11 188L13 189L14 188V186H12V187H10V190H11ZM33 188V187H32ZM111 188H113L112 186H111ZM155 188V187H154ZM153 188V189H154ZM189 188V187H188ZM15 189V188H14ZM15 189V190H16ZM36 189V188H35ZM34 189V190H35ZM110 189V188H109ZM186 189V188H185ZM34 190H31V192L32 191H34ZM113 190V189H112ZM155 190V189H154ZM263 190V189H262ZM22 191H24V190H22ZM60 191V190H59ZM110 191V190H109ZM108 191V192H109ZM126 191V190H125ZM158 191V190H157ZM163 191V190H162ZM179 191V190H178ZM26 192V191H25ZM35 192H36V190L34 191V194H35ZM67 192V191H66ZM113 192V191H112ZM147 192V191H146ZM252 192V191H251ZM14 193V194H13ZM20 193H22V192H20ZM19 193V194H20ZM127 193V192H126ZM38 194V193H37ZM39 194H41L40 192H39ZM39 194H38V197H39ZM51 194V193H50ZM56 194V193H55ZM60 194V193H59ZM159 194V193H158ZM184 194V193H183ZM237 194H239V193H237ZM251 194V193H250ZM22 195V194H21ZM117 195V194H116ZM261 195V194H260ZM20 196V195H19ZM24 196V195H23ZM30 197H31V195H29ZM29 196H28V198H29ZM41 196V195H40ZM60 196V195H59ZM62 196V195H61ZM67 196V195H66ZM97 196V195H96ZM108 196V195H107ZM158 196V195H157ZM186 196V195H185ZM248 196V195H247ZM22 197V196H21ZM35 197V196H34ZM58 197V196H57ZM112 197V196H111ZM150 197V196H149ZM152 197V196H151ZM162 197V196H161ZM256 197V196H255ZM20 198V197H19ZM25 198V197H24ZM27 198V199H28ZM60 198V197H59ZM59 198H57V200L59 199ZM108 198V197H107ZM120 198H121V196H120ZM132 198V197H131ZM160 198V197H159ZM26 199V198H25ZM25 199H24V201H25ZM30 199V198H29ZM38 199V198H37ZM41 199V198H40ZM49 199V198H48ZM52 199H53V197H52ZM56 199V198H55ZM73 199V198H72ZM147 199H149V198H147ZM152 199V198H151ZM182 199V198H181ZM32 200V199H31ZM43 200V199H42ZM98 200V199H97ZM107 200V199H106ZM111 200V199H110ZM255 200V199H254ZM253 200V201H254ZM45 201V200H44ZM50 201H52V200H50ZM103 201V200H102ZM146 201V200H145ZM36 202V201H35ZM54 202V201H53ZM55 202H56V200H55ZM59 202V201H58ZM73 202H74V200H73ZM91 202V201H90ZM108 202H110V201H108ZM113 202V201H112ZM192 202V201H191ZM258 202V201H257ZM15 203H16V201H15ZM15 203H13L14 205H15ZM19 203V202H18ZM18 203H16V205L18 204ZM41 203V202H40ZM51 203V202H50ZM69 203H70V201H69ZM92 203V202H91ZM90 203V204H91ZM102 203V202H101ZM107 203V202H106ZM105 203V204H106ZM236 204H237V201L235 202ZM247 203V202H246ZM253 203V202H252ZM251 203V204H252ZM11 204L12 203H10L9 205L11 206ZM20 204V203H19ZM24 204H26L27 205V202L26 203H24ZM32 204V203H31ZM38 204H39V202H38ZM47 204V203H46ZM53 204V203H52ZM65 204V203H64ZM146 204V203H145ZM185 204V203H184ZM257 204V203H256ZM0 205V206H1ZM14 205H13V207H11V208H14ZM43 205V204H42ZM51 205V204H50ZM63 205V204H62ZM68 205V204H67ZM70 205V204H69ZM74 205H76V204H74ZM101 205V204H100ZM110 205V204H109ZM169 205V204H168ZM253 205V204H252ZM31 205H29V207H30ZM39 206H41V205H39ZM49 206V205H48ZM76 206H78V205H76ZM92 206V205H91ZM102 206V205H101ZM105 206V205H104ZM151 206V205H150ZM155 206V205H154ZM233 206V205H232ZM9 207V206H8ZM26 207V206H25ZM44 207V206H43ZM42 207V208H43ZM56 207V206H55ZM54 207V208H55ZM60 207V206H59ZM58 207V208H59ZM63 207V206H62ZM74 207V206H73ZM79 207H81V206H79ZM84 207V206H83ZM99 207V206H98ZM111 207V206H110ZM109 207V208H110ZM129 207V206H128ZM167 207V206H166ZM170 207V206H169ZM168 207V208H169ZM173 207V206H172ZM235 207V206H234ZM240 207V206H239ZM3 208V207H2ZM1 208V209H2ZM4 208V209H5ZM34 208V207H33ZM41 208V207H40ZM41 208V209H42ZM47 208V207H46ZM49 208V207H48ZM51 208V207H50ZM57 208V209H58ZM63 208H65V207H63ZM68 208V207H67ZM75 208V207H74ZM78 208V207H77ZM86 208V207H85ZM142 208V207H141ZM191 208V207H190ZM235 208H237V207H235ZM250 208V207H249ZM257 208V207H256ZM0 209V210H1ZM16 209V208H15ZM70 209V208H69ZM73 209V208H72ZM149 209V208H148ZM147 209V210H148ZM171 208H169V211H171L170 210ZM182 209V208H181ZM254 209V208H253ZM8 210H12V209H8ZM49 210V209H48ZM47 210V211H48ZM67 210V209H66ZM77 210V209H76ZM75 210V211H76ZM81 210V209H80ZM79 210V211H80ZM100 210V209H99ZM103 210V209H102ZM107 210V209H106ZM116 210V209H115ZM121 210V209H120ZM150 210V209H149ZM189 210H191V209H189ZM231 210V209H230ZM236 210V209H235ZM257 210V209H256ZM4 211H6V210H4ZM27 211H29V210H26V212ZM30 211H32L31 209H30ZM29 211V212H30ZM35 211H38V210H35ZM53 211V210H52ZM57 211V210H56ZM55 211V212H56ZM95 211H96V209H95ZM94 211V212H95ZM168 211V212H169ZM175 211V210H174ZM182 211V210H181ZM233 212H234V210H232ZM232 211H230L229 213H231ZM241 211H242V209H241ZM251 211H252V209H251ZM250 211V212H251ZM12 212V211H11ZM14 212V211H13ZM20 212V211H19ZM25 212V213H26ZM34 212V211H33ZM33 212H32V214H33ZM61 212H63L62 210H61ZM70 212H72V211H70ZM90 212V211H89ZM97 212V211H96ZM104 212H107V211H104ZM115 212V211H114ZM154 212V211H153ZM176 212V211H175ZM177 212H178V210H177ZM176 212V213H177ZM180 212V211H179ZM188 212V211H187ZM246 212H247V210H246ZM254 212V211H253ZM264 212V211H263ZM6 213V212H5ZM21 213V212H20ZM38 213V212H37ZM59 213V212H58ZM58 213H55V214H58ZM74 213V212H73ZM75 213H77V212H75ZM82 213V212H81ZM101 213V212H100ZM109 213V212H108ZM138 213H140L139 211H138ZM148 213H149V211H148ZM151 213V212H150ZM166 213V212H165ZM220 213V212H219ZM236 213V212H235ZM239 213V212H238ZM9 214V213H8ZM14 214V213H13ZM13 214H9V217L11 216V215H13ZM23 214V213H22ZM28 214H30V213H28ZM47 214V213H46ZM62 214V213H61ZM78 214V213H77ZM86 215V213H83V216H85ZM105 214V213H104ZM118 214V213H117ZM185 214V213H184ZM224 214V213H223ZM249 214H251V213H249ZM256 214H258V213H256ZM264 214V213H263ZM24 215V214H23ZM22 215V216H23ZM65 215V214H64ZM99 215V214H98ZM101 215V214H100ZM133 215V214H132ZM151 215V214H150ZM173 215V214H172ZM175 215V214H174ZM177 215V214H176ZM175 215V216H176ZM189 215V214H188ZM187 215V216H188ZM198 215V214H197ZM215 215V214H214ZM233 215V214H232ZM238 215V214H237ZM247 215V214H246ZM253 215H254V213H253ZM13 216H16L15 214L13 215ZM13 216H12V220H13ZM31 216V215H30ZM34 216V215H33ZM40 216V215H39ZM59 216H61V215H59ZM87 216V215H86ZM119 216H121V215H119ZM128 216H129V214H128ZM141 216V215H140ZM165 216V215H164ZM170 216V215H169ZM190 216V215H189ZM250 216V215H249ZM257 216V215H256ZM6 217H7V215H6ZM5 216H3L2 218H5V219H7L8 221L9 220H11V218H6ZM19 217V216H18ZM26 217V216H25ZM49 217V216H48ZM68 217V216H67ZM66 217V218H67ZM74 217V216H73ZM72 217V218H73ZM77 217H78V215H77ZM111 217V216H110ZM114 217V216H113ZM113 217H111V222H112V218ZM126 217V216H125ZM131 217V216H130ZM152 217V216H151ZM150 217V218H151ZM168 217V216H167ZM166 217V218H167ZM171 217V216H170ZM236 217V216H235ZM244 217V216H243ZM255 217V216H254ZM253 217V218H254ZM15 218V217H14ZM33 218V217H32ZM61 218H64L63 217V214H62V216H61ZM60 218V219H61ZM76 218V217H75ZM79 218V217H78ZM77 218V219H78ZM85 218V217H84ZM93 218V217H92ZM119 218V217H118ZM122 218V217H121ZM120 218V219H121ZM149 218V217H148ZM186 218V217H185ZM226 218V217H225ZM228 218V217H227ZM239 218V217H238ZM242 218V217H241ZM247 218H248V215H247ZM1 219V218H0ZM30 219V218H29ZM39 219V218H38ZM37 219V220H38ZM51 219H52V217H51ZM50 219V220H51ZM65 219V218H64ZM71 219V218H70ZM74 219V218H73ZM73 219H72V221H73ZM104 219V218H103ZM102 219V220H103ZM114 219V218H113ZM138 219V218H137ZM177 219H178V217H177ZM180 219V218H179ZM191 219V218H190ZM190 219H189V221H190ZM243 219V218H242ZM255 219V218H254ZM257 219V218H256ZM15 220V221H14ZM13 221L16 223V224H19L17 221L18 220H16V219H14ZM20 220V219H19ZM57 220V219H56ZM59 220V219H58ZM81 220V219H80ZM91 220V219H90ZM94 220V219H93ZM107 220V219H106ZM109 219L107 220V221H110ZM124 220V219H123ZM122 220V221H123ZM139 220V219H138ZM143 220V219H142ZM151 220H152V218H151ZM165 220V219H164ZM192 220V219H191ZM246 220H248V219H246ZM1 221H4V219H2ZM8 221H7V223H8ZM12 221V222H13ZM22 221V220H21ZM35 221V220H34ZM39 221V220H38ZM41 221V220H40ZM55 221V220H54ZM63 221V220H62ZM68 221V218H67V220H66V222ZM71 221V222H72ZM77 221V220H76ZM82 221V220H81ZM92 221V220H91ZM114 221H117V220H114ZM139 221H141V220H139ZM148 221V220H147ZM153 221H155V220H153ZM236 221H237V219H236ZM250 221V220H249ZM254 221V220H253ZM6 222V221H5ZM11 221H9V223H10ZM13 222V223H14ZM53 222V221H52ZM55 222H57V221H55ZM70 222V223H71ZM94 222V221H93ZM93 222H91V223H93ZM106 222V221H105ZM104 222V223H105ZM142 222V221H141ZM156 222H157V220H156ZM160 222V221H159ZM158 222V223H159ZM256 222V221H255ZM258 222H259V220H258ZM34 223V222H33ZM38 223H40V222H38ZM38 223H36V224H38ZM44 223H45V221H44ZM59 223H62L61 221L60 222H58V224H57V226L59 225ZM69 223V224H70ZM76 223V222H75ZM74 223V224H75ZM85 223V222H84ZM117 222H115L114 224H116ZM135 223V222H134ZM140 222H138L137 224H139ZM143 223V222H142ZM141 223V224H142ZM0 224H2V222H0ZM11 224V223H10ZM24 224V223H23ZM35 224V223H34ZM34 224H32V225H34ZM90 224V223H89ZM95 224V223H94ZM102 224V223H101ZM110 224V223H109ZM108 224V225H109ZM118 224V223H117ZM136 224V225H137ZM143 224H145V223H143ZM238 224H239V222H238ZM14 225V224H13ZM28 224H26V226H27ZM76 225V224H75ZM79 225V224H78ZM78 225H76V227L74 226V225H71V227H73L74 229H72V230H77V226ZM169 225H170V223H169ZM185 225V224H184ZM187 225V224H186ZM253 225V224H252ZM2 226V225H1ZM8 226V225H7ZM10 226V225H9ZM12 226V225H11ZM20 226H22L21 224H20ZM25 226V225H24ZM25 226V227H26ZM30 226V225H29ZM61 226V225H60ZM109 226H112L111 224L109 225ZM114 226V225H113ZM125 226V225H124ZM144 226V225H143ZM158 226V225H157ZM239 226H240V224H239ZM251 226V225H250ZM256 226V225H255ZM3 227V226H2ZM6 227V226H5ZM32 227V226H31ZM70 227V226H69ZM84 227V226H83ZM89 227H91V226H89ZM94 227V226H93ZM133 227H136V226H133ZM174 227V226H173ZM172 227V228H173ZM236 227V226H235ZM249 227V226H248ZM247 227V228H248ZM1 228V227H0ZM9 228V227H8ZM8 228H7V230H8ZM113 228H115V226L113 227ZM131 228V227H130ZM130 228H128V229H130ZM157 228V227H156ZM156 228H155V230H156ZM163 227H161V229H162ZM164 228H165V226H164ZM170 228V227H169ZM176 228V227H175ZM4 229V228H3ZM3 229H0V264H20V262L22 261V262H24V258L23 257H25L24 256V252H26V250L25 251H23L24 250V246L25 245H23V243H25V241L26 242H29V240H30V238H29V236H31V235H29V231L31 232V230H25L26 232H27V234H28V238H29V240L27 241V238H26V236H24L25 238V240L23 239V235H25V234H23L22 235V233L21 232H19V230L20 229H22V228H17L16 227V225H14L12 228H10L9 229V231L10 232H5V229L3 230ZM28 229H30V228H28ZM36 229V228H35ZM42 229V228H41ZM48 229V228H47ZM55 229V228H54ZM54 229H52V231L54 230ZM91 229V228H90ZM106 229V228H105ZM124 229V228H123ZM127 229V228H126ZM158 229V228H157ZM177 229V228H176ZM179 229V228H178ZM182 229V228H181ZM185 229V228H184ZM23 229H22V232L24 233L25 231H24ZM57 230H59V229H57ZM63 230V229H62ZM87 230H88V228H87ZM93 230V229H92ZM101 230H104V229H101ZM101 230H100V232H101ZM111 230V229H110ZM133 230V229H132ZM141 230V229H140ZM150 230H152V232H153V229H150ZM183 230V229H182ZM240 230H241V228H240ZM240 230H239V232H240ZM245 230V229H244ZM250 230V229H249ZM21 231V230H20ZM42 231V230H41ZM44 231V230H43ZM70 231V230H69ZM78 231V230H77ZM88 231H91V230H88ZM107 231H108V229H107ZM107 231H106V233L105 234H107ZM112 231V230H111ZM123 231V230H122ZM130 231V230H129ZM136 231V230H135ZM139 231V230H138ZM163 231V230H162ZM180 231V230H179ZM195 231V230H194ZM251 231V230H250ZM249 231V232H250ZM49 232V231H48ZM58 232V231H57ZM57 232H55V234L57 233ZM73 232V231H72ZM72 232H70V233H72ZM76 232V231H75ZM74 232V233H75ZM121 232V231H120ZM124 232H126V231H124ZM123 232V233H124ZM146 232V231H145ZM155 232V231H154ZM158 232V231H157ZM171 232H172V229H171ZM175 232H177V231H175ZM184 232V231H183ZM31 233H33V231L31 232ZM30 233V234H31ZM41 233V232H40ZM40 233H38L37 235H39ZM43 233V232H42ZM66 233V232H65ZM79 233V232H78ZM94 233V232H93ZM103 233H104V231H103ZM111 233H113V232H111ZM165 233V232H164ZM167 233V232H166ZM180 233V232H179ZM252 233H253V231H252ZM254 233H255V231H254ZM36 234V233H35ZM46 234V233H45ZM53 234V233H52ZM58 234V233H57ZM68 234H69V232H68ZM90 234V233H89ZM138 234V233H137ZM136 234V235H137ZM140 234V233H139ZM159 234V233H158ZM163 234V233H162ZM177 234V233H176ZM182 234V233H181ZM180 234V235H181ZM240 234V233H239ZM243 234V233H242ZM36 235V236H37ZM66 235V234H65ZM64 235V236H65ZM94 234H92L91 236H93ZM130 235V234H129ZM151 235V234H150ZM175 235V234H174ZM255 235V234H254ZM259 235V234H258ZM41 236V235H40ZM40 236L38 237V238H40ZM51 236V235H50ZM61 236H62V234H61ZM72 236H73V234H72ZM72 236H71V240L73 241L74 239H72ZM78 236V235H77ZM80 236V235H79ZM86 236V235H85ZM103 236V235H102ZM106 236H108V234L106 235ZM110 236H113V234L112 235H110ZM109 236V238L111 239V237ZM132 236V235H131ZM134 236V235H133ZM145 236V235H144ZM153 236V235H152ZM163 236H166V235H163ZM167 236H169L168 234H167ZM177 236V235H176ZM185 236H186V234H185ZM240 236V235H239ZM244 236V235H243ZM257 236V235H256ZM255 236V237H256ZM31 237H33V236H31ZM54 237V236H53ZM56 237V236H55ZM70 237V236H69ZM83 236H81V238L80 239H83V241H84V239H86V237L85 238H82ZM90 237V236H89ZM94 237V236H93ZM93 237H90L91 238V240L92 239H94ZM99 237V236H98ZM130 237V236H129ZM128 237V238H129ZM158 237V236H157ZM34 238V237H33ZM32 238V239H33ZM44 238H46V237H44ZM59 238V237H58ZM66 238H67V242L69 243L71 240H69V238H68V236L66 235ZM90 238H88V240L90 241ZM108 238V237H107ZM131 238V237H130ZM152 238V237H151ZM155 238V237H154ZM168 238V237H167ZM180 238V237H179ZM187 238V237H186ZM189 238V237H188ZM252 238V237H251ZM261 238V237H260ZM35 239V238H34ZM61 239H63V238H61ZM77 240H79L78 238H76ZM125 239V238H124ZM127 239V238H126ZM142 239V238H141ZM165 239V238H164ZM47 240V239H46ZM69 240V241H68ZM104 240V239H103ZM102 240V241H103ZM117 240V239H116ZM150 240V239H149ZM149 240H148V242H149ZM154 240V239H153ZM159 240V239H158ZM161 240V239H160ZM163 240V239H162ZM161 240V241H162ZM172 240V239H171ZM170 240V241H171ZM174 240H175V238H174ZM178 240V239H177ZM180 240V239H179ZM184 240V239H183ZM31 241V240H30ZM35 241H37V239L36 240H33V243H35ZM44 241V240H43ZM58 241V240H57ZM64 241V240H63ZM62 241V242H63ZM82 241V240H81ZM81 241H79V243L81 242ZM86 241H87V239H86ZM86 241H85V243H86ZM89 241H87V243L89 242ZM119 241V240H118ZM129 241V240H128ZM131 241H134V240H131ZM152 241V240H151ZM169 241V243L171 244V242ZM182 241V240H181ZM186 241V240H185ZM253 241L255 242L256 240H255V238H253ZM38 242H39V240H38ZM53 242V241H52ZM61 242V243H62ZM65 242V241H64ZM63 242V244H65V245H63L62 244V246H61V243H59V241L58 242H56V241H54L53 243H54V245L52 246V249H51V247H49V251H48V253H50V252H52V251H54V252H60V254L61 253H63L64 254V256H65V254L66 255H71V253H69V251H71L72 252V250L73 251H75V254L73 255V256H75V258L74 259H76V260H74V261H76L77 263H83V264H102V257L98 254V253H96V252H94L95 250H93L91 253L90 252H88V250H86V248L84 249V247L82 248V243H80V244H78V243H76V244H74L73 242H76V241H73V242H71L70 244H68L67 245V242H65L64 243ZM92 242V241H91ZM94 242V241H93ZM111 242V241H110ZM109 241L107 242V243H110ZM114 242V241H113ZM154 242V241H153ZM167 242V241H166ZM165 242V243H166ZM174 242V241H173ZM172 242V243H173ZM253 242V243H254ZM84 243V242H83ZM90 243V242H89ZM88 243V244H89ZM103 243H105V242H103ZM102 243V244H103ZM128 243V242H127ZM129 243L131 244V242L129 241ZM133 243V242H132ZM156 243V242H155ZM155 243H153V244H155ZM164 243V242H163ZM180 243V242H179ZM183 242H181V244H182ZM186 243V242H185ZM184 243V244H185ZM257 243V242H256ZM259 243V242H258ZM26 244V243H25ZM36 244V243H35ZM35 244H33L32 246H34ZM38 244V243H37ZM48 244H49V242H48ZM91 244V243H90ZM158 244V243H157ZM167 244V243H166ZM176 244V243H175ZM178 244V243H177ZM180 244V245H181ZM188 244V243H187ZM262 244V243H261ZM9 245H12L13 246V248H10L9 247ZM29 246H30V244H28ZM27 245V246H28ZM42 245V244H41ZM46 245H47V242H46ZM52 245V244H51ZM50 245V246H51ZM83 245H85V247H86V244H83ZM92 245H93V243H92ZM109 244H107V246H108ZM143 245V244H142ZM156 245V244H155ZM183 245V244H182ZM27 246H25V249H29V247H27ZM31 246V247H32ZM55 246V248H53ZM88 246V245H87ZM89 246H91V245H89ZM88 246V247H89ZM96 245L94 244L93 246H91V249H92V247H93V249H94V247H95ZM103 246H106V244L105 245H103ZM110 246V245H109ZM113 246V245H112ZM125 246V245H124ZM133 246V245H132ZM161 245H159V247H160ZM164 246V245H163ZM27 247V248H26ZM30 247V248H31ZM87 247V248H88ZM99 247V246H98ZM128 247H129V245H128ZM130 247H131V245H130ZM136 247V246H135ZM162 247V246H161ZM253 247H254V244H253ZM256 247H257V245H256ZM34 248V247H33ZM32 248V249H33ZM133 248V247H132ZM138 248V247H137ZM140 248V247H139ZM138 248V249H139ZM186 248V247H185ZM50 249H51V251H50ZM89 249V248H88ZM109 249V248H108ZM137 249V250H138ZM150 249V248H149ZM160 249V248H159ZM158 249V250H159ZM163 249V248H162ZM161 249V250H162ZM167 249V248H166ZM175 249V248H174ZM179 249H181V248H179ZM183 249V248H182ZM253 249H255V248H253ZM257 249V248H256ZM259 249V248H258ZM35 250H37V249H35ZM44 250V249H43ZM90 250V249H89ZM96 250H98V249H96ZM100 250H101V247H100ZM131 250V249H130ZM129 250V251H130ZM157 250V251H158ZM184 250V249H183ZM27 251H30V250H27ZM33 251V250H32ZM46 251V250H45ZM44 251V252H45ZM91 251V250H90ZM106 251V250H105ZM133 251V250H132ZM156 251V252H157ZM180 251V250H179ZM187 251V250H186ZM35 252V251H34ZM44 252H42V254H45ZM116 252V251H115ZM125 252V251H124ZM142 252V251H141ZM154 252V251H153ZM159 252H161V251H159ZM173 252V251H172ZM29 253V252H28ZM36 253V252H35ZM39 253V252H38ZM47 253V252H46ZM132 253H134V252H132ZM137 253V252H136ZM168 253V252H167ZM53 255L55 254V253H52ZM52 254H48L49 255V257L51 256L52 257ZM58 254V253H57ZM59 254V255H60ZM62 254V255H63ZM73 254V253H72ZM156 253L154 252V254L153 255H155ZM161 254V253H160ZM169 254V253H168ZM25 255H27V253L25 254ZM56 255V254H55ZM61 255V256H62ZM69 255V256H70ZM126 255V254H125ZM130 255H131V253H130ZM137 255V254H136ZM163 255V254H162ZM180 255V254H179ZM31 256V255H30ZM35 256H37V255H35ZM45 256H47V255H44V257ZM57 256V255H56ZM63 256V257H64ZM117 256V255H116ZM127 256V255H126ZM134 256V255H133ZM133 256H132V258H133ZM161 256V255H160ZM29 257V256H28ZM27 257V258H28ZM32 257V256H31ZM43 257V256H42ZM48 257V256H47ZM54 257V256H53ZM104 257V256H103ZM135 257V256H134ZM159 257V256H158ZM190 257V256H189ZM38 258V257H37ZM41 258V257H40ZM73 258V257H72ZM107 258V257H106ZM109 258V257H108ZM111 258H112V256H111ZM123 258V257H122ZM155 260H156V258L155 257H153ZM221 258V257H220ZM32 259V258H31ZM30 259V260H31ZM45 259V258H44ZM48 259V258H47ZM56 259V258H55ZM136 259H137V257H136ZM141 259H143L142 257H141ZM141 259H139V260H141ZM153 259V260H154ZM29 260V259H28ZM28 260H26V261H28ZM29 260V261H30ZM34 260V259H33ZM53 260V259H52ZM58 260H61V258L59 257V259ZM57 260V261H58ZM104 260H106V259H104ZM138 260V259H137ZM138 260V261H139ZM145 260V259H144ZM151 260V259H150ZM158 260V259H157ZM26 261H25V263H26ZM37 261H38V259H37ZM41 260L39 259V262H40ZM45 261V260H44ZM47 261H49V260H47ZM56 261V260H55ZM74 261H71L72 263H70V264H73V262ZM118 261V263L120 262L119 260H117ZM131 261L133 262V260L131 259ZM184 261V260H183ZM33 262H35V261H33ZM38 262V263H39ZM46 262V261H45ZM63 262V261H62ZM61 262V263H62ZM76 262H74V263H76ZM107 262L108 261H106V264H107ZM110 262V261H109ZM136 262V261H135ZM143 262V261H142ZM158 262V261H157ZM43 263V262H42ZM60 263V261H58V263L56 262V264H59ZM66 263V262H65ZM76 263V264H77ZM104 263V262H103ZM145 263H146V261H145ZM144 263V264H145ZM156 263V262H155ZM161 263V262H160ZM166 263V262H165ZM172 263V262H171ZM182 263V262H181ZM28 264H29V262H28ZM68 264V263H67ZM109 264H111V263H109ZM135 264V263H134ZM170 264V263H169ZM239 264V263H238Z\"/></svg>",
	"mask_w": 264,
	"mask_h": 264
}]
</instances>
